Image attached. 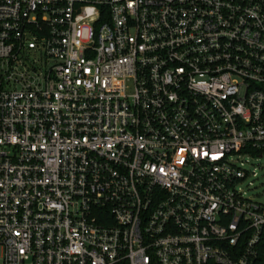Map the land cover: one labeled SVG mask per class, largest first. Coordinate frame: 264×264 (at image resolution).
<instances>
[{"label": "built area", "instance_id": "built-area-1", "mask_svg": "<svg viewBox=\"0 0 264 264\" xmlns=\"http://www.w3.org/2000/svg\"><path fill=\"white\" fill-rule=\"evenodd\" d=\"M264 0H0V264H264Z\"/></svg>", "mask_w": 264, "mask_h": 264}, {"label": "rangeland", "instance_id": "rangeland-1", "mask_svg": "<svg viewBox=\"0 0 264 264\" xmlns=\"http://www.w3.org/2000/svg\"><path fill=\"white\" fill-rule=\"evenodd\" d=\"M244 167L250 171L242 187L246 194L264 203V157L246 156Z\"/></svg>", "mask_w": 264, "mask_h": 264}]
</instances>
